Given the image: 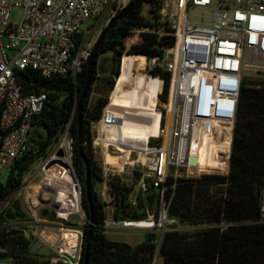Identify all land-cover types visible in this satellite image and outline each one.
Here are the masks:
<instances>
[{
	"label": "built area",
	"instance_id": "built-area-1",
	"mask_svg": "<svg viewBox=\"0 0 264 264\" xmlns=\"http://www.w3.org/2000/svg\"><path fill=\"white\" fill-rule=\"evenodd\" d=\"M131 1L0 0V174L10 170L27 153L33 123L47 102L45 93L23 94L16 82L15 70L33 69L47 79L67 75L75 78L92 56L96 29L103 23L108 25ZM14 8L24 11L19 25L11 22ZM196 8L203 14L199 19L191 20L189 13ZM89 21L97 23L90 32H85L84 24ZM137 31L140 37L134 44L142 40V30ZM155 32L160 37H171V46L165 47L159 57H141L148 59V71L157 68L166 72L171 82L167 101L162 102L164 115L160 114V132L138 150L139 159L134 162L146 169L145 174L135 171L142 189L145 190L147 182L151 181L161 190L160 225L167 221L174 224V228L162 230L160 244L165 231L185 230L176 220L168 218L167 181L229 173L238 103L246 77L243 71L249 68L264 73V0H164L160 25ZM130 38H134V33L128 41ZM10 51L15 53L13 58ZM156 78L161 83L159 96L164 89V80L160 76ZM107 106L97 122L100 140L109 147L111 143L106 142L105 128L117 125L118 120ZM220 124L227 130L229 127L227 133H222L224 149H227L226 168L206 169L202 165H193V153L200 154L193 148L197 133L200 143L204 144L218 135ZM69 134L67 128L62 137L71 150L73 141L68 139ZM192 169L198 175H193ZM0 184L3 186V190L0 189V238L4 231L13 234L18 229L27 233L23 228L3 222L13 198L6 184ZM174 188L175 184L171 186ZM110 197L109 203L103 199L107 214L101 227L104 232L155 226L149 216L143 221L116 220V207L111 211V219L107 207L114 201L111 194ZM31 203L35 206L34 201ZM144 222H150L149 226H120ZM259 222L264 223V184ZM77 240L73 254L61 248L51 259V264H80L83 235L80 248L78 235ZM7 252L8 246L0 244V254ZM8 259L12 260L11 257ZM157 259L156 255L154 264Z\"/></svg>",
	"mask_w": 264,
	"mask_h": 264
},
{
	"label": "trees",
	"instance_id": "trees-1",
	"mask_svg": "<svg viewBox=\"0 0 264 264\" xmlns=\"http://www.w3.org/2000/svg\"><path fill=\"white\" fill-rule=\"evenodd\" d=\"M163 2L142 0L129 19L118 22L108 33L84 103V141L87 144L84 150L90 160L95 224L88 264H154L156 255L162 264H264V223L259 222V203L264 184V82L249 85L244 80L238 103L229 173L167 181L169 188L165 200L169 204L168 218L176 220L185 228L184 231H165L160 244L158 234L151 233L144 242L133 246L110 240L101 228L107 217L106 204L97 193L96 185L104 181V171L89 150L92 142L91 124L102 117L109 103L107 95L93 103L90 101L94 85L99 80L100 58L112 53L113 60L118 64L115 72L106 79L108 92H111L115 90V78L120 75L119 61L124 55L149 58L161 56L163 49L172 44L171 37H160L155 32L160 25ZM144 6H148L145 13ZM138 29L142 30V40L127 47L128 38ZM88 63L75 78L67 75L47 79L33 69L15 70L14 76L22 93H45L47 102L33 123L27 153L15 162L6 182V188L11 191L20 186L24 177L39 161L48 157V151L69 128V133L74 135L73 167L82 184L81 207L88 218L87 229L83 231L80 264H83L85 237L91 219V209L84 189L86 166L79 155L77 136L78 97L84 87ZM148 73L164 80L159 100L166 102L170 75L157 68ZM160 120L161 115L156 111L153 123L159 130ZM109 184L116 206V220L143 221L148 216L145 213L148 205L155 206V211L158 207L155 215L159 217L161 190L155 187L154 182H147L146 189L135 203L129 199L132 186H128L122 178L109 177ZM173 184L175 188L171 189ZM0 189L3 190L1 184ZM44 213L48 211L44 210ZM25 217L23 208L11 205L4 214L3 222L9 223L10 220ZM29 242L21 234L13 235L12 232L4 231L0 244L8 246V252L0 254V257H11L16 264H48V261L40 262L27 253Z\"/></svg>",
	"mask_w": 264,
	"mask_h": 264
},
{
	"label": "rangeland",
	"instance_id": "rangeland-1",
	"mask_svg": "<svg viewBox=\"0 0 264 264\" xmlns=\"http://www.w3.org/2000/svg\"><path fill=\"white\" fill-rule=\"evenodd\" d=\"M147 10H148V6H144V13ZM23 13L24 11L22 8H14L11 14V22L13 24L19 25L22 21ZM202 14L203 11L199 8H196L190 11L189 18L191 20H197L200 18ZM96 23L97 21L87 22L86 24H84L83 30L85 32L87 31L90 32L94 28ZM106 26L107 23H103L102 25L99 26V28L96 29V32L94 33L93 36L95 42H97L101 32ZM139 37H140V32L135 31L134 38H130L129 41H127V47H130L132 44H134V41L137 40V38ZM9 54L11 58H13L15 55V53L12 51H10ZM130 56L141 57V55L140 56L130 55ZM143 58H145L146 61L145 67L144 69H137L136 73H142L154 78V76L147 73L149 68L148 59L146 57ZM122 62H123V57L120 58L119 61L120 76L115 78L116 80L115 90L108 92L106 79L115 72L118 64L116 61L113 60L112 53L105 54L100 58L99 80L95 83L90 97V101L92 103L95 102V100L98 99L99 97H105L106 95L109 97V102H110L111 98H113L114 96V93H116L117 90H120V88L117 87L119 84L123 83L124 81L126 82L128 81V83H130V80L128 79L129 74L127 72L130 65L129 63L126 62L122 64ZM243 73L246 76L245 79L246 81L249 82V85H252L253 83L256 82L257 83L264 82V73H261L260 71H255L253 69L247 68L244 69ZM153 84H155V82H153ZM120 93H122L124 96H128V94H125L122 91H120ZM129 108L131 110L130 115H127V113H125L124 111L109 110L111 113L114 114V116L118 120V123L116 125L118 127L117 129L118 133L115 135V140L111 143L109 147H106V143L103 144V142L100 140L98 133V131L100 130V124L98 122H93L91 124L90 138L92 142L91 145L89 146V150L92 153L94 160L97 161L104 170V181L96 185V190L97 193L100 196H102V198L108 203L111 201V197L109 194L110 193L109 177L118 176L122 178V180L128 186H132L133 191L129 196V199L132 203L138 201V196L142 194L144 191L142 189V184L140 179H138L137 176L135 175V171L145 174L146 169L143 168L141 165H138L134 161H138L139 152H140L138 150H142L144 148L146 144L145 141L147 139L144 134L140 133L138 134L137 140H133V137L129 132L130 126L133 129L136 127L138 128V124L136 123L138 119L134 117L135 108L134 107L132 108L131 106L130 107L127 106V110ZM156 110L159 114L164 115V113H162L163 103L159 100V96H158V104L156 106ZM139 122L140 124H142V120H140ZM117 130L115 131V129H113L112 131L117 132ZM62 143L67 144V141L65 140V138L61 136L59 141L56 142L53 145V147L48 151V157L46 159H42L41 161H39L32 168V170L24 177V180L21 183V185L15 188L14 190H12V198H13L12 205H14V207L18 205L20 208H23L25 210L26 217L23 219L17 218L10 220L9 223L12 224L11 227L13 226L14 228H23L26 230L27 233L30 234V235H28L27 233L22 234L23 236H25L26 239L30 240L27 253L32 254L40 262L48 261V264H51V259L57 256V252L62 248V243L57 242L54 245H50L43 238V234L50 231L58 232V233L71 231L80 237L79 240V248H80L83 231L87 229V224H88V218L81 207V195H79V191L77 189L79 186L78 184L76 186H72L68 184L70 178L75 176V171L73 167V157H72L73 150L72 149L70 150L69 145L68 148L65 146L61 147ZM59 151H63L62 156L58 155ZM224 155L225 156L222 157V155L215 154L209 150L205 152H201L197 165L199 166L202 165V167H206V169H223L226 163L225 162L226 154ZM49 160L54 161V163L51 166L46 167V164ZM125 161H130V162L129 163L127 162L125 164ZM67 162H69L70 168L66 166ZM62 169H64L65 171H69L71 169L70 170L71 174L69 175L68 178H66L65 175L62 173ZM9 173L10 170H6L0 174L1 183L6 184L9 177ZM191 173L193 175H198L197 171L193 169ZM53 180L55 181L54 183ZM61 181L64 182L65 184L64 183L61 184ZM45 183L48 186L51 185V188L46 187ZM62 185H64V187ZM65 188H67V192ZM70 192L75 196V198L78 199L80 198V212L71 216H69V214L64 211H65V207L67 206H71V207L73 206L75 209L74 204L73 203H71V205L69 203L63 204L64 202L71 201V199L67 200L68 198L67 193ZM54 200L56 201V203L59 204V207L61 203L63 204L61 206V209H58V212H57V207L54 205ZM31 201L35 202V206L31 203ZM114 207H116L114 203L108 204L107 207L108 210L110 209L109 211H110L111 219H112L111 211L113 210ZM161 207H162V203H160L159 211ZM74 209L69 212H73ZM155 209H156L155 206L151 207L148 205V208H146L145 210V213H147L149 216V218L148 216L147 218L155 222V226L153 228H149V229L144 228L138 230L123 229V230H119V232L111 231V232H107V237L110 240L126 242L133 246L144 242L147 235L151 233H157L159 239L162 230L174 228L172 227V225L174 224L171 221H167L168 223L163 224V226H161L159 217H156L155 215V212L158 210V207L156 211ZM44 210H47L48 213L45 214ZM58 213H59V217H58ZM0 264H16V263L6 257H0ZM157 264H162V261L159 258L157 259Z\"/></svg>",
	"mask_w": 264,
	"mask_h": 264
},
{
	"label": "bare ground",
	"instance_id": "bare-ground-1",
	"mask_svg": "<svg viewBox=\"0 0 264 264\" xmlns=\"http://www.w3.org/2000/svg\"><path fill=\"white\" fill-rule=\"evenodd\" d=\"M125 62L129 63L131 66V69L128 71L129 77L128 79L130 80V83H128V81H124L123 83L119 84L117 87L120 88V90H117L116 93H114L113 98H111L110 102L108 103L107 106V110H114V111H124L125 113H127V115H130V108L127 110V106L128 107H134L135 111H134V117H136L137 120V124H138V128L136 131L130 126V133L131 136L133 137V140H137L138 134L142 133L146 136V141L145 143L148 141V139L150 137L153 136H157L160 132L159 129L154 127V116L156 113V106L158 104V93L160 91V80H158L157 78H153L150 77L148 75L142 74V73H136L137 69H144L146 61L145 58L143 57H135V56H124L123 57V62L122 64H124ZM153 82H155V84H153ZM117 88V89H118ZM120 91L124 92L125 94H128V96H124L122 93H120ZM133 113V112H132ZM129 117V116H128ZM140 120H142V124H140ZM113 129H115V131L118 129V127L116 125L111 126L109 128H105L106 131V137H107V143H112L115 140V135L118 133L112 131ZM218 135H216L214 138H211L210 140L207 139L205 141V143H200L199 141V134L197 133V137H196V141L194 142V151L199 152L201 154V152H205L207 150L215 153V154H220L222 155V157H224L227 152V149H224V141L222 139V133H227V127L225 125H219L218 126ZM227 130V131H226ZM226 131V132H225ZM120 139V138H119ZM116 144V143H115ZM67 147L68 148V144L66 143H62L61 147ZM198 155H192L191 157V161L192 164L195 166H199L197 165L199 156ZM113 158V157H111ZM128 161H125V164ZM124 164V165H125ZM67 166L70 168V164L69 162H67ZM226 168V163L223 167V169ZM71 170V169H70ZM65 171L64 169H62V173L65 175L66 178L69 177V175L71 174V171ZM50 178V177H49ZM50 181V180H49ZM55 181L53 180V183ZM64 183L61 181V184ZM50 184V183H49ZM65 184V183H64ZM72 186H76L78 184V191H79V195H80V185L78 183V180L76 178V176H73L70 178L69 183ZM46 187L51 188V185H47L45 183ZM64 187V185H62ZM66 192H67V188H65ZM68 194V198L67 200L71 199L70 202H64L65 203H69L71 205V203L74 204V207L72 206H67L65 207V211L66 213L69 214V216L71 215H75L78 212H80V198H75V196L70 192L67 193ZM73 200V201H72ZM61 203L60 207L59 204L56 203V201L54 200V205L57 207V212L58 209H61V206L63 205ZM74 209L73 212H69L72 211ZM58 217H59V213H58ZM67 220V219H66ZM150 222H144V223H140V224H132V225H120V226H149ZM43 238L46 240L47 243L54 245L57 242L62 243V248L70 253L73 254L75 248L77 247V235L71 231H65L64 233H58V232H46L43 234Z\"/></svg>",
	"mask_w": 264,
	"mask_h": 264
},
{
	"label": "water",
	"instance_id": "water-1",
	"mask_svg": "<svg viewBox=\"0 0 264 264\" xmlns=\"http://www.w3.org/2000/svg\"><path fill=\"white\" fill-rule=\"evenodd\" d=\"M142 2V0H133L132 3H130L122 12L118 13L112 20L111 22L103 29V31L101 32L91 59L87 65V71H86V77H85V82H84V87L83 90L80 94V97H78V109H77V123H78V129H77V136H78V147H79V155L81 156V158L84 161V164L86 166V179H85V193H86V197L91 209V219L89 220V227H88V232L87 235L85 237V249H84V257H83V264H88L89 263V251H90V242L92 239V235L94 233V228H95V224H94V208H93V201H92V178H91V169H90V160L88 159V157L85 154V141H84V123H83V108H84V103L85 100L88 96L89 90L91 88L92 85V80H93V76H94V71L96 68V64H97V60L98 57L100 55V52L102 50L104 41L108 35V33L112 30V28L120 21L124 20V19H129L131 17V15L133 14V12L135 11V9L137 8V6ZM74 135L72 133L69 134L68 139L73 141ZM58 155L62 156L63 155V151H59ZM54 163V161L49 160L46 164V167L51 166ZM67 166V165H66ZM68 167V166H67ZM78 183L80 185V195L82 194V184L79 181V178L77 177V175L75 174ZM24 232L21 230H14L13 235H17V234H23ZM28 235H30L29 233H27Z\"/></svg>",
	"mask_w": 264,
	"mask_h": 264
},
{
	"label": "crops",
	"instance_id": "crops-1",
	"mask_svg": "<svg viewBox=\"0 0 264 264\" xmlns=\"http://www.w3.org/2000/svg\"><path fill=\"white\" fill-rule=\"evenodd\" d=\"M126 63H127V62H126ZM129 65H130V64H129ZM130 69H131V66H129L128 71H129ZM128 71H127V72H128ZM123 75H124V74H123ZM134 129H135V131H136V130L139 129V128L136 127V128H134Z\"/></svg>",
	"mask_w": 264,
	"mask_h": 264
},
{
	"label": "flooded vegetation",
	"instance_id": "flooded-vegetation-1",
	"mask_svg": "<svg viewBox=\"0 0 264 264\" xmlns=\"http://www.w3.org/2000/svg\"><path fill=\"white\" fill-rule=\"evenodd\" d=\"M86 179V178H85ZM84 185H85V180H84Z\"/></svg>",
	"mask_w": 264,
	"mask_h": 264
}]
</instances>
